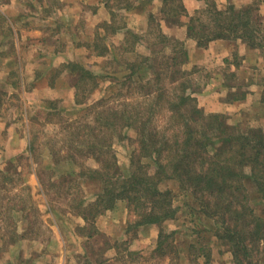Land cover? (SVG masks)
Segmentation results:
<instances>
[{
  "label": "rangeland",
  "instance_id": "rangeland-1",
  "mask_svg": "<svg viewBox=\"0 0 264 264\" xmlns=\"http://www.w3.org/2000/svg\"><path fill=\"white\" fill-rule=\"evenodd\" d=\"M106 1L0 0V171H4L0 172V264H170V253L167 256L154 250L160 231L166 235L175 232L168 241L172 240L170 247L180 248L182 264H228L232 254L219 242L212 247L213 239L208 240L213 232L211 221L196 207L193 192L182 193L175 179L161 183L164 189L175 192L172 218L145 227L134 226L138 217L126 201L119 200L113 209L91 219L96 228H79L86 224L82 208L96 199L100 183L80 177L73 181L75 174L64 179V174L53 172L50 147L61 137L64 125L90 121L91 105L102 96H112L116 104L130 97L141 100L145 94L140 85L145 79L138 75L132 77V90L127 87L130 72L125 57L112 61V55L97 56L90 46L98 32H106L97 29L102 21L120 28L126 24V28L107 35L117 48L122 46L126 29L142 33L137 51L150 55V63L181 55L183 63L177 68L184 74L179 80L190 82L189 89L204 112L225 114L236 132L249 125L264 127V103L260 100L264 52L229 38L198 46L189 37L187 17L180 18L179 23L164 21L160 25L161 0L129 11L115 6L117 14L110 11ZM182 1L194 13L208 4L241 7L255 0ZM258 3L264 18V1ZM151 12L158 17L155 25L150 22ZM159 29L169 39L152 44ZM149 30L156 32L144 35ZM164 46V52L158 54ZM72 60L98 75L110 71L117 78L101 77L92 95L77 102L73 79L66 71L58 73ZM79 130L73 128L76 133ZM122 130L123 137L115 138L111 150L116 169L127 174L137 133L133 128ZM30 139L36 141V156L28 151ZM77 159L80 165L65 160L63 168L68 169V164L77 170L99 167L94 156ZM22 207L26 209L19 210ZM199 219L203 221L202 229L196 222ZM30 222H35L31 223V231ZM13 224L19 233L29 229L27 238L4 237L6 228ZM90 230L94 232L91 237L87 234ZM208 243L212 247L210 261L199 252L201 245ZM254 263L264 264V253L258 254Z\"/></svg>",
  "mask_w": 264,
  "mask_h": 264
},
{
  "label": "trees",
  "instance_id": "trees-1",
  "mask_svg": "<svg viewBox=\"0 0 264 264\" xmlns=\"http://www.w3.org/2000/svg\"><path fill=\"white\" fill-rule=\"evenodd\" d=\"M154 1L107 0L106 4L117 14L115 6L129 11ZM161 1L160 25L164 21L179 23L180 18L187 17L189 37L200 47L207 46L214 39L229 38L245 41L264 52V18L258 3L264 0H255L241 7L232 4L221 8L217 4H208L194 13L182 0ZM157 18L151 12L150 22L155 25ZM123 24L120 28L111 22H100L97 29L106 32H98L90 46L97 56L112 55V61L125 57L130 72L127 87L132 90V77L138 75L145 79L140 83L145 89L144 96L141 100L130 97L116 104L112 103V96H102L91 105L93 116L90 121L64 125L59 138L63 144L60 145L57 139L50 147L53 172L64 174V179L75 174L73 181L80 177L87 182L100 183L101 190L96 193V199L82 208L86 224L79 228H96L95 222L91 221L113 209L119 200L126 201L128 208L138 217L134 226L145 227L172 218L176 211L172 208L175 192L171 188L164 189L161 183L175 179L182 193L193 192L198 203L196 207H200L211 221L213 232L208 240L213 239L212 247L219 242L232 254L228 264H255L256 256L264 253V127L249 125L236 132L225 114L204 112L189 89L190 82L179 80L184 74L183 69L177 68L183 63L179 58L181 55H174L173 60L164 58L165 61L157 64L150 63V55L137 51L142 33L126 29L122 46L115 47L107 35L126 28ZM155 32L149 30L144 35ZM155 39L152 44L164 43L169 38L159 29ZM164 48L158 54L164 52ZM62 71L74 81L77 102L92 95L100 85L101 77L117 78L110 71L98 75L85 64L73 60L63 64L58 73ZM260 100L264 103V88ZM74 127L80 130L76 133ZM123 128H133L137 133L127 174L116 169L117 162L111 150L115 138L123 137ZM36 150V141L30 139L28 151L34 153ZM82 155L94 156L99 167L72 169L70 165H80L77 158ZM65 160L70 163L68 169L63 168ZM196 222L202 229L203 221ZM30 228L33 230L32 224ZM27 230L19 233L13 224L6 228L4 237L8 234L24 239L30 234ZM174 233L166 235L160 231L154 250L167 256L170 253V264H182L180 248L177 245L170 247L172 240L168 241ZM87 234L91 237L94 232L90 230ZM212 247L208 243L199 248L206 261H210Z\"/></svg>",
  "mask_w": 264,
  "mask_h": 264
},
{
  "label": "crops",
  "instance_id": "crops-1",
  "mask_svg": "<svg viewBox=\"0 0 264 264\" xmlns=\"http://www.w3.org/2000/svg\"><path fill=\"white\" fill-rule=\"evenodd\" d=\"M216 42V41H215ZM218 42V41H217ZM213 45V44H212Z\"/></svg>",
  "mask_w": 264,
  "mask_h": 264
}]
</instances>
